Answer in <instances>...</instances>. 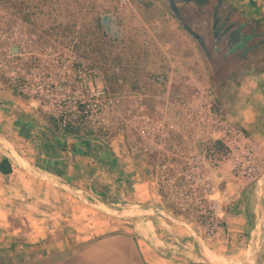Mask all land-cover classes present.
Wrapping results in <instances>:
<instances>
[{
	"label": "rangeland",
	"instance_id": "rangeland-1",
	"mask_svg": "<svg viewBox=\"0 0 264 264\" xmlns=\"http://www.w3.org/2000/svg\"><path fill=\"white\" fill-rule=\"evenodd\" d=\"M152 6L162 13H168L175 20L172 13L160 0H0V49L3 51L1 53L3 58L0 62V119L1 122L7 123V88L13 91L7 79V61L21 60L28 67L34 66L40 59L59 58V60H65L66 55L89 61L97 70V85L119 99L106 116L105 128L94 131L95 135L93 134V137L89 139L90 143L85 142L84 139L78 140V147L88 149L89 146L90 154L87 156L73 154L70 147L77 142L76 139L70 137L65 139L61 136L57 138L61 145H53L55 146L54 152H52L54 154L47 156L42 147L44 136L40 137V133H37V129L33 126H29L27 130H19L15 139L17 149L41 170H44L41 167L47 165L46 159L52 163L66 161L68 170L65 175L74 178L72 185L111 208L121 210L148 208L156 212L164 211V214L175 222L167 219L165 215L151 216L163 238H186V240L192 241V237L196 236L203 239L210 247L218 249L220 248L219 236L235 234L234 237L229 235L231 242H235L237 237L243 238L246 235L248 231L246 225L253 224L254 214L259 220L262 219L263 216L259 209L263 185L260 189L256 185L261 177L257 181L248 182L235 179L231 175L234 183L225 186L221 192L218 183H216V177L221 173L220 170H229V167L222 165L220 168L211 170L213 176L212 197L220 203L223 211L231 210L232 204H235L234 208L237 209L239 203H241V207L246 203L251 212L246 216V221L243 218L241 221L231 218L225 223L226 219L224 220L222 217V230L219 235L213 240H206L192 216L182 212L180 207L178 208L179 200L173 194L172 180L166 181V175L171 176L173 168L167 166L166 169H162V156H171L174 146L182 141V134L175 132L173 136L170 135L171 138L166 140L165 144L164 141L161 142L163 147L156 149L152 154L141 152L137 148L139 137L136 130L127 123L130 118L127 110L135 111L141 100L146 106L147 112L155 118L160 117L159 112L156 111V103L159 110L168 108V112L171 105L170 111L173 115L174 107L179 106L180 94L186 93L179 90V86L174 83L169 82L167 86L165 78L160 81L161 83L157 80L165 75L164 66L167 67V65L163 63V57L167 62L168 54L163 53V50L158 47L155 40L156 34L151 33L147 28L145 18L149 16V8ZM98 17L103 26V32L113 42V52L122 57L121 65L114 71L111 68L112 63L108 68H105L81 42L83 38L81 34L87 28H93ZM175 22L178 24L176 20ZM180 29L183 30L181 27ZM7 32H11V38L7 36ZM183 32L185 31L183 30ZM186 35L188 36V41L185 42L187 44L186 54L188 58H192L194 52L191 45L195 46V41L189 34L186 33ZM24 36H28L30 41L27 42ZM18 37L22 38L21 41L16 39ZM158 40L160 41V39ZM139 45L147 50V55L139 50ZM12 46H16L19 52L15 55L9 54L7 57V49L10 50ZM41 48H50L51 51L42 54L38 51ZM135 53L138 55L135 56ZM126 71L127 74L123 75L122 73ZM255 71L257 70L253 68L245 70L246 74L247 72L253 74ZM167 76L170 77V75ZM203 80L204 76L201 77V81ZM206 80L210 79L206 78ZM198 83H201L200 80ZM68 86L71 90L74 88V84L70 81ZM210 87L212 88L211 85ZM219 87L221 92L216 93L223 95L222 92L224 90L226 92L227 89L226 85L222 83ZM195 90L197 88H194L193 91ZM13 92L15 93V91ZM153 93L161 97H158L157 102H154L156 95ZM16 95L18 98L13 103L15 106L13 109L16 108L18 113L23 112L25 116L34 121L35 125L41 127L44 123L43 120L49 118L47 113L50 108L42 102L30 101L24 96ZM213 109L233 121L227 116V102L219 101L215 97ZM248 118L253 122L260 121V123L264 120V117L261 119L258 112L256 115L255 112H251ZM172 119H174L173 116ZM16 122L19 123L18 120ZM233 122L239 124L238 121ZM239 126L244 130L240 124ZM260 129L264 130L263 123L260 125ZM3 133L7 137L6 126ZM80 133L82 134L83 130ZM45 134L46 137L49 136L48 133ZM246 134L250 136L253 133ZM253 140L258 146L256 151L259 157L264 159V145L255 138ZM51 142L53 141L49 143ZM64 143H66V150H62ZM105 146L110 149L113 159L102 163L100 151ZM1 157L2 152L0 151ZM46 172L58 176L54 172ZM62 178L58 176L57 179L65 181V178ZM178 184L183 185V182H178ZM241 193L243 196L240 195ZM236 195L241 197L236 198ZM261 200H263L261 206L264 210V194ZM87 207L90 208V206ZM106 217L115 218L108 215ZM133 221L135 220L123 219V222ZM176 221L187 224L188 229ZM225 225L229 226L228 230ZM241 226L245 229L238 230V227ZM235 229L237 231H234ZM193 253H197V250Z\"/></svg>",
	"mask_w": 264,
	"mask_h": 264
},
{
	"label": "crops",
	"instance_id": "crops-1",
	"mask_svg": "<svg viewBox=\"0 0 264 264\" xmlns=\"http://www.w3.org/2000/svg\"><path fill=\"white\" fill-rule=\"evenodd\" d=\"M235 1L237 4L246 3L251 8L257 5L254 0ZM260 6H264V3ZM254 11L257 15L263 13L256 8ZM148 15L145 18L148 30L156 34V44L163 53L168 54L167 62L163 57V63L167 65L164 66L165 75L159 80L163 81L165 78L167 86L169 82L178 85L179 90L186 92L180 94L184 98L192 94L194 88L211 85L216 99L227 102V116L233 121H238L246 133H253L250 135L252 139L255 138L264 145V130L260 129L264 120L260 123L248 118L251 112H255V115L258 112L261 119L264 117V68L259 74H246V65L228 66L225 74H221L219 79V75L205 60L195 40V46L191 45L194 54L192 58L187 57L185 42L188 41V36L175 22L176 19L173 20L168 13H162L153 6L149 8ZM174 73L176 74L173 75ZM199 80L201 83H198ZM222 83L227 89L220 95L216 92H221L219 86ZM158 97H154V102H157ZM17 98V95L7 88V123L1 122L0 119V161L7 158L12 166L10 173H0V264H264V210L261 206L264 183L259 209L263 217L258 219V232L255 226L249 223L246 225V235L243 238L237 237L235 242H231L229 237H234L235 234L219 236L218 249L210 247L202 239L213 253L212 258L206 259L205 253L200 250L193 237L192 241L186 238H163L151 217L136 219L133 222L108 218L91 207L93 211L89 210L88 205L84 206L86 204L74 195L23 170L11 158L3 141L8 142L28 163L36 166L17 149V133L20 129L27 130L29 126H33L37 129L36 132L40 133V137H43L45 133H51V123L44 119L45 124L40 127L23 112L18 113L16 108L13 109ZM170 107L169 112L172 115ZM156 108H159L157 103ZM177 109L178 107H174L173 111L176 112ZM5 126L7 137L3 133ZM39 170L51 178H58ZM220 171L216 183L222 192L223 188L234 183V180L231 178L230 169ZM263 176L264 174L261 178ZM240 195L243 196L242 193ZM240 195L235 197H241ZM80 203L81 205H78ZM240 204L237 209L234 208L236 205L232 204L231 210L223 211L225 223L231 218L239 221L243 218L246 221V216L251 212L250 208L246 203L243 207ZM228 227L226 226V230ZM243 228L245 229L238 227V230ZM195 250L197 253H193Z\"/></svg>",
	"mask_w": 264,
	"mask_h": 264
},
{
	"label": "built area",
	"instance_id": "built-area-1",
	"mask_svg": "<svg viewBox=\"0 0 264 264\" xmlns=\"http://www.w3.org/2000/svg\"><path fill=\"white\" fill-rule=\"evenodd\" d=\"M10 34L7 32L11 38ZM38 51L47 54L51 49ZM1 53L0 49V62ZM9 54L12 53L7 49V57ZM97 76L89 61L76 56L40 59L32 67L21 60L7 61V79L13 91L47 105V115L62 128H88L92 132L105 128L106 116L119 99L97 85ZM69 81L74 84L72 90ZM214 100L210 87H199L180 98L174 119L168 108H156L160 117L155 118L140 100L135 111L129 110L127 121L139 137L137 148L144 153L152 154L163 147L161 142L165 144L175 132L182 134V141L174 146L171 156H162V169L173 168L166 181L172 180L178 208L192 216L206 240H213L222 230L223 208L212 197L211 170L228 165L233 178L248 182L257 181L264 174V159L259 157L255 141L239 125L215 111Z\"/></svg>",
	"mask_w": 264,
	"mask_h": 264
},
{
	"label": "flooded vegetation",
	"instance_id": "flooded-vegetation-1",
	"mask_svg": "<svg viewBox=\"0 0 264 264\" xmlns=\"http://www.w3.org/2000/svg\"><path fill=\"white\" fill-rule=\"evenodd\" d=\"M160 1L166 6L169 0ZM178 1L182 19L202 40V55L219 77L228 66L246 65L254 73L264 68V0H254V8L235 0Z\"/></svg>",
	"mask_w": 264,
	"mask_h": 264
},
{
	"label": "trees",
	"instance_id": "trees-1",
	"mask_svg": "<svg viewBox=\"0 0 264 264\" xmlns=\"http://www.w3.org/2000/svg\"><path fill=\"white\" fill-rule=\"evenodd\" d=\"M81 36L83 37V38L81 37L82 38V41H81L82 44L84 46H86V48H88L92 54L95 55V58L99 61V63H101L103 66H105V68L106 67L108 68L110 63H112L111 68L114 71L116 69V67H119L121 65L122 57L119 54H115L113 52V50H112V47H113L112 43L113 42L110 41L108 39L106 33L103 32V26L101 24L99 17L96 18L95 24L93 25V28H87L81 34ZM139 46L141 48V49L139 48V50H141L143 53H145V55H147L148 54L147 50H145V48L141 47V45H139ZM138 53H135V56H137ZM113 73H115V72H113ZM122 74L126 75L127 71L123 72ZM157 80H159V78H157ZM125 81H126V79H125ZM117 82H119L118 79H117ZM159 82H160V80H159ZM48 121L51 123V127H50L51 133L47 137L44 136L43 141H42V147H43V150L47 156L54 154V153H52V152H54L52 150L55 149V146H53V145H58V146L61 145V142L57 141V138L61 137V136H63L65 139L67 137H72V138L76 139L75 141H77V142H75L70 147L73 154L80 155V156H87L88 154H90V147L89 146H88L89 150L88 149H81L78 147L77 143H78L79 139H84L85 142L90 143L91 140H89V139L91 137H93L92 136L93 134L95 135V132H92L91 129L87 128V129H83V133L81 134L80 133L81 130L79 128H71L69 126L64 127V128L60 127L52 117H49ZM50 141H53V142L49 143ZM63 145H64V147L62 148L60 146V148H62V150H66V143H64ZM100 155L102 157V158H100V161L102 163H104L105 161H110L111 159H113L111 151L108 148V146H105L100 151ZM46 160H47V163H46L47 165L41 167L42 169H44L46 171L54 172L58 176L64 177L66 182L73 184L74 178H70V177H67L65 175L66 171L68 170V166H67L66 161H57V162L52 163V162L48 161L49 159H46ZM11 170H12V166H11L10 161L7 158H3L0 161V173L8 174L11 172ZM89 210H91V208H89ZM91 211H93V210H91Z\"/></svg>",
	"mask_w": 264,
	"mask_h": 264
},
{
	"label": "water",
	"instance_id": "water-1",
	"mask_svg": "<svg viewBox=\"0 0 264 264\" xmlns=\"http://www.w3.org/2000/svg\"><path fill=\"white\" fill-rule=\"evenodd\" d=\"M197 1L201 2L203 0H197ZM178 3H179L178 0H169L165 4H166L167 8L171 11L172 15L174 16V18L178 22L179 26L186 33H188L197 42V45L200 47V49L206 53V49H205V46H204L202 40H200V38L194 33V31L189 26H187L185 21L182 19L181 15L179 13L178 7H177ZM10 52L15 55V54H18L19 49L16 46H12L10 48ZM3 142L6 144L7 150L9 152V155L11 156V158L23 170H25L26 172H28L29 174H31L35 178L41 179V180L59 188V189H62L64 191L74 195L75 197H77L79 200H81L86 205L90 206L91 208H93V209H95V210H97V211H99L105 215L112 216L115 218H121V219L128 218V219L136 220V219L147 218V217L154 216L156 214H160V215H165V217L167 219L174 221L172 218H170L169 216L164 214V211H162V210H158L156 212V211L148 209V208L125 209V210L124 209L121 210V209L111 208L107 204H105L104 202H101V201L93 198L91 195L87 194L83 190L75 188L72 184H70L66 181L51 178L49 175L40 171L36 166L28 163V161H26L24 158H22L20 155H18L8 142L7 143L5 141H3ZM263 183H264V176L256 182V185L260 189L261 186L263 185ZM253 213H255V212H253ZM258 222H259L258 217L254 214L252 225L255 226L256 232H258V230H259L258 229ZM177 223L185 226L188 229L187 224H185L183 222H177ZM193 239L197 243L200 250L205 253L206 259H210L213 257V253L207 248V246H205V244L201 238L193 236Z\"/></svg>",
	"mask_w": 264,
	"mask_h": 264
}]
</instances>
